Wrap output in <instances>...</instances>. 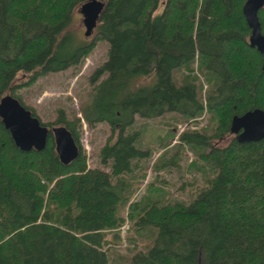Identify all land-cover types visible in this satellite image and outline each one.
Here are the masks:
<instances>
[{
	"label": "trees",
	"instance_id": "16d2710c",
	"mask_svg": "<svg viewBox=\"0 0 264 264\" xmlns=\"http://www.w3.org/2000/svg\"><path fill=\"white\" fill-rule=\"evenodd\" d=\"M87 1L0 0V98L15 97L48 128L65 126L78 146L63 164L49 131L42 150L22 151L0 119V264H264V139L240 143L234 134L214 144L233 134L234 116L264 110L246 0H103L95 37L77 41L67 29ZM257 16L264 35V8ZM99 44L105 54L86 74L82 117L66 97L42 121L22 91L58 73L77 75ZM204 111L211 125L181 132L173 154L153 167L176 165L188 147L191 167L201 163L210 177L184 201L155 175L132 200L134 167L150 156L136 124ZM82 122L110 131L94 166L79 142Z\"/></svg>",
	"mask_w": 264,
	"mask_h": 264
},
{
	"label": "rangeland",
	"instance_id": "374dc122",
	"mask_svg": "<svg viewBox=\"0 0 264 264\" xmlns=\"http://www.w3.org/2000/svg\"><path fill=\"white\" fill-rule=\"evenodd\" d=\"M80 6H77L73 10L72 19L67 30L75 36L77 41H91L95 37V34L93 31L90 36L84 35L85 27ZM162 7L163 5L159 6L158 12L162 10ZM104 54L105 46L99 44L95 51L85 59L77 75L73 76L68 71L65 73H58L55 76H50L48 80L39 79L36 82L38 86L31 88V90L29 89V91H22L23 95H26L27 103L35 107L42 121L47 118L52 120L54 115L52 113L53 106L51 105L56 104V99L64 101L66 97L70 98V102L67 106L68 110L75 117H82L81 108L87 103L88 94L91 90L85 83L86 74L94 63L103 60ZM194 67L195 72H197L196 65ZM200 79L203 82V79ZM143 82H145V80ZM206 86V83L203 82V96L207 89ZM170 116L171 115H167L158 120L139 121L136 124V129L141 132L138 145L144 150L149 149L150 156L138 162L137 165L139 168L134 167L133 173L138 176V181L133 187V189L135 188V195L132 200L140 197L146 188L147 182L152 181L155 175H158L160 179L164 180V183L159 184L161 187L169 190L172 198L184 201L188 200L189 196L193 195L196 188H199L204 179L210 177L212 173L210 169H206L201 163L191 167L190 162L194 159V155L188 147H185L183 154L181 153L180 159L178 158V160H176V165L167 167L164 170L161 169L159 172L154 169L153 164L157 163L160 158L167 159L173 154V147L177 145V137L181 132L209 127L211 125L208 122L210 116L205 111L198 118L183 121H175ZM109 135L110 131L107 126L96 125L91 128L82 122V134L79 142L87 157L89 166H94L96 164V151H98L107 138H109ZM233 137L234 134L226 135L223 139L215 141L214 144L225 146ZM167 143L169 144L166 145ZM143 173L146 174L144 178L141 176ZM126 211L127 210L124 211L125 213L122 211V214L125 216ZM127 228V223L121 227V241L116 245L120 251H124L127 246V233L125 232Z\"/></svg>",
	"mask_w": 264,
	"mask_h": 264
},
{
	"label": "water",
	"instance_id": "95a60500",
	"mask_svg": "<svg viewBox=\"0 0 264 264\" xmlns=\"http://www.w3.org/2000/svg\"><path fill=\"white\" fill-rule=\"evenodd\" d=\"M103 2V0H88L81 4L80 11L83 15L85 36H90L93 32L103 8ZM261 8H264V0H246L242 11L250 28L248 43L261 54L264 71V35L261 33L257 16ZM0 119L15 146L22 151L42 150L46 145L47 134L51 131L56 152L63 164H68L78 155V146L65 126L48 128L33 116L29 109L9 94L0 98ZM230 131L235 134L236 140L240 143L264 139V110L256 108L240 116H234L231 120Z\"/></svg>",
	"mask_w": 264,
	"mask_h": 264
}]
</instances>
